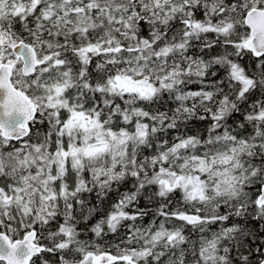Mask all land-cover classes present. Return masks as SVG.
<instances>
[{"label": "snow or ice", "instance_id": "6c2138e0", "mask_svg": "<svg viewBox=\"0 0 264 264\" xmlns=\"http://www.w3.org/2000/svg\"><path fill=\"white\" fill-rule=\"evenodd\" d=\"M0 264H264V0H0Z\"/></svg>", "mask_w": 264, "mask_h": 264}]
</instances>
